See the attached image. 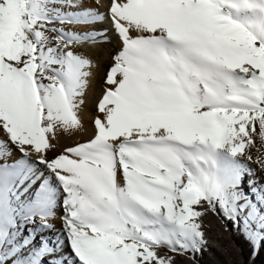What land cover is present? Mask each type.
<instances>
[{
	"label": "snow or ice",
	"instance_id": "6c2138e0",
	"mask_svg": "<svg viewBox=\"0 0 264 264\" xmlns=\"http://www.w3.org/2000/svg\"><path fill=\"white\" fill-rule=\"evenodd\" d=\"M257 170L264 0H0V264H264Z\"/></svg>",
	"mask_w": 264,
	"mask_h": 264
},
{
	"label": "bare ground",
	"instance_id": "6f19581e",
	"mask_svg": "<svg viewBox=\"0 0 264 264\" xmlns=\"http://www.w3.org/2000/svg\"><path fill=\"white\" fill-rule=\"evenodd\" d=\"M96 27L98 28H108L109 29V35H112L111 32V25L110 22H105L102 25H97ZM114 44L115 41L113 42V44H97L95 47H89V46H85L84 50L91 55L94 59H99L101 62V67L97 72V77H96V81L94 82V90L90 89L89 91V95L87 97V104H86V113H91L92 111H94V103H95V92H98L99 90V80H100V76L103 74V72L106 69V66L111 62L110 61V52L114 50ZM86 125L90 128L91 124L90 122H88L86 120ZM254 154V152H253ZM252 167H256V165H251ZM257 175L259 177H261L262 179H264V173L259 172V170H257ZM57 227H59V220L57 219L55 221Z\"/></svg>",
	"mask_w": 264,
	"mask_h": 264
},
{
	"label": "trees",
	"instance_id": "16d2710c",
	"mask_svg": "<svg viewBox=\"0 0 264 264\" xmlns=\"http://www.w3.org/2000/svg\"><path fill=\"white\" fill-rule=\"evenodd\" d=\"M213 219V223L218 226V222ZM210 235H214V232ZM227 233L224 234L225 238L227 237ZM236 240L238 245L243 244L242 238L233 237ZM229 257L222 255L221 252L217 251L215 248H210L209 252L202 258V264H227Z\"/></svg>",
	"mask_w": 264,
	"mask_h": 264
}]
</instances>
